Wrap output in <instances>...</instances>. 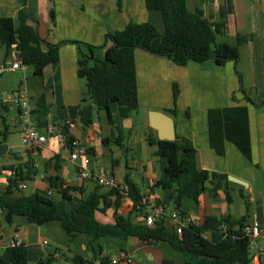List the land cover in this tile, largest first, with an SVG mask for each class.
<instances>
[{
    "label": "crops",
    "instance_id": "0c3cea01",
    "mask_svg": "<svg viewBox=\"0 0 264 264\" xmlns=\"http://www.w3.org/2000/svg\"><path fill=\"white\" fill-rule=\"evenodd\" d=\"M188 6L190 10L199 6L210 21L224 22L225 37L219 40L226 38L235 44L238 36H245L249 50L247 88L233 62L218 65L212 60L189 61L179 66L165 57L135 49L137 113L143 114L144 130H134L133 121L130 117L122 119L114 103L109 105L112 125H107L103 116L89 127L80 124L86 80L77 73V60L90 54L88 47L102 55L110 45L106 37L128 24L150 22L160 27L158 13L148 11L144 0H0V19L11 18L16 27L18 13L25 11L29 17L27 24L36 30L39 38L58 47V60L43 68L40 81L32 78L30 71L26 74L32 109L43 95L46 116L35 123L44 135L49 124L53 130L44 145L31 152L24 146L21 151H14L12 134L17 132L21 139L16 108L10 100L0 104V144L5 143L8 147L0 162V190L5 189L6 178L11 173L6 167L15 168L29 161L37 174L27 182L24 193L43 191L46 178L55 174L65 185L82 187L86 193L90 192L95 184L90 180L79 181L78 170L82 162L70 160L69 154L73 150L70 144L57 145L56 135H60L86 148L90 172L95 174L99 167L107 168L115 182L122 184L128 180L140 195L147 197L150 205H163L166 212H170L175 205L169 201V191L154 186L160 175L156 146L146 142V134L151 135L148 113L162 112L172 119L175 138H186L192 143L199 170L225 175L227 181L232 177L242 182L241 187L233 188L228 181L229 201L222 189L217 191L216 198H211L207 192L201 194L195 206L184 201V216L194 224L201 223L207 215L240 218L246 213L242 199L245 196L249 202L248 223H256L259 227L258 236L250 240V264H264V105L260 104L264 101L263 0H188ZM7 58L10 56H5L3 50L0 63ZM5 74L15 80L9 85L5 84L6 80H0V94H11L17 89L21 73H4L0 79ZM210 109L221 112L224 139L221 156L209 145ZM115 126L121 130L119 145L116 144ZM102 138L107 141L105 147ZM105 191L109 190L102 187L99 190L100 193ZM113 199L114 196L108 197L109 202ZM80 200V195L72 192L67 204L79 206ZM4 215L0 210V255L13 241L26 248L27 264H74L71 258L75 255L88 259L93 255L94 243L83 236L68 239L57 224L38 225L23 216H12L10 223H6ZM117 216H127L142 223L141 213L132 211L128 196L121 195L117 209L110 207L96 214L102 223H111ZM163 244L128 237L125 252H122L113 242L102 240L99 242L100 257L106 258L109 264H125L121 255L132 259L134 264H176ZM94 264H98L97 260ZM178 264H183L182 260Z\"/></svg>",
    "mask_w": 264,
    "mask_h": 264
},
{
    "label": "trees",
    "instance_id": "16d2710c",
    "mask_svg": "<svg viewBox=\"0 0 264 264\" xmlns=\"http://www.w3.org/2000/svg\"><path fill=\"white\" fill-rule=\"evenodd\" d=\"M144 4L148 11L160 15V27L150 22L128 24L123 30L106 37L110 45L102 55L95 54V49L88 47L90 54L77 60V73L86 80L79 117L83 127L91 126L99 116H103L107 125H112L109 110L112 103L116 105L122 119L137 112L135 49L165 57L179 66L189 61L206 60L224 65L237 62V46L247 41L245 36H238L235 44L226 38L219 40L225 37L224 22L208 20L199 6L190 10L188 0H144ZM28 20L25 11L18 13L16 27L11 18L0 19V44L5 56H11V51H15L20 62L27 66L31 77L40 81L43 68L58 60V47L40 39L36 30L27 24ZM175 95L174 86V98ZM246 100L252 103L250 99ZM260 104L264 105V101ZM45 116L41 95L31 111V119L36 122ZM115 129L116 144L119 145L121 130L118 126ZM208 137L210 147L221 156L224 139L219 109L208 111ZM71 140L66 139V143L70 144ZM101 141L105 147V138ZM146 142L156 146L155 155L159 159L160 175L154 186L169 191V201L175 205V210L181 208V215L186 213L184 201L195 206L198 197L205 192L211 198H216L217 191L222 189L229 201L226 176L199 170L195 164V149L188 139L176 137L173 141H166L146 134ZM28 163L26 161L15 168L6 167L11 173L6 178L5 189L0 190V210L5 213L4 220L10 223L12 216H23L28 222L38 225L55 222L68 239L83 236L94 243L92 257L88 259L75 255L71 258L74 264H94L95 260L98 264H109L106 258L100 257L102 250L99 242H113L125 252L124 244L128 237L148 243L167 244L180 256L183 264H250V237L243 233V228L249 225V202L245 196H242L246 210L244 216L219 218L207 215L199 224L188 223L182 228V233L177 235L169 221L163 217L152 226L136 223L127 216H117L111 223L100 222L96 218L98 212L103 213L110 207L113 210L118 208L121 199L118 189L100 193L101 187L94 185L86 193L82 187L65 185L55 174L46 178L53 190L52 195H47L45 190L19 193L18 185L31 181L32 175L37 174ZM124 184L128 187L127 196L132 202V211L144 214L139 206L141 195L135 185L128 180ZM72 192L80 195L79 206L67 204ZM113 196V202H109L108 197ZM0 264H27L26 248L21 244L6 248L0 255Z\"/></svg>",
    "mask_w": 264,
    "mask_h": 264
},
{
    "label": "built area",
    "instance_id": "2783aa9c",
    "mask_svg": "<svg viewBox=\"0 0 264 264\" xmlns=\"http://www.w3.org/2000/svg\"><path fill=\"white\" fill-rule=\"evenodd\" d=\"M19 71L21 73L20 78L17 81V89L11 93L0 94V104L3 101L10 100L13 102L16 108V118L18 126L20 128L21 144L26 148L27 151H34L36 148L44 145L47 141V136L53 135V130L50 124L47 126L46 134L40 133L36 123L31 119L32 107L30 105L29 96L27 92V66L23 65L16 54H11L10 58L3 60L0 63V75L4 73ZM57 145L64 146L66 139L64 136L56 135ZM73 150L69 154V158L72 161L81 160V166L78 170L79 181L90 180L95 185L105 188L107 190L118 189L121 195L127 196L128 187L126 184H119L111 177L109 169L99 167L95 174L90 172L87 166L90 163V158L87 155L86 148L78 146L74 142L70 143ZM42 179V177L40 176ZM19 193H24L27 189V183L21 182L17 187ZM47 195H52V189L49 182L46 180L45 189ZM139 206L143 209L144 214H141V221L147 226H152L156 220L166 218L172 228L175 230L177 235L182 233V228L189 222L188 218L181 215L179 211L173 209L170 212H166V208L163 205L152 206L150 205L147 197H140ZM243 233L252 238H256L259 234V227L256 223H250L243 228ZM17 242H11V246L18 245ZM58 256V254H54ZM120 259L125 264H134V261L126 255H121Z\"/></svg>",
    "mask_w": 264,
    "mask_h": 264
},
{
    "label": "rangeland",
    "instance_id": "374dc122",
    "mask_svg": "<svg viewBox=\"0 0 264 264\" xmlns=\"http://www.w3.org/2000/svg\"><path fill=\"white\" fill-rule=\"evenodd\" d=\"M191 2V0H190ZM246 42H240V44L237 46V51H238V60L237 62L234 64L235 69L237 70V72L239 74H241L242 78H243V85L244 88L246 87V83H247V71H246V67L248 65V48L245 44ZM1 53H3V47L0 45V55ZM15 76H18V73H16ZM11 75L10 74H5L2 79L0 80H6L5 84L9 85L10 83L13 84L15 78H10ZM4 94V93H2ZM130 119L133 121V129L136 130L137 128H140L142 130H144L143 124H142V120L143 119V114L141 113H132L130 116ZM11 143L14 144L13 150L14 151H21L23 145L21 144L20 141V137L19 134L17 132H14L11 136ZM50 225H56V223L51 222L49 223ZM165 247V251L169 252L171 255V259L174 260V262L176 264L181 262V258L180 256L174 252L167 244H163Z\"/></svg>",
    "mask_w": 264,
    "mask_h": 264
},
{
    "label": "water",
    "instance_id": "95a60500",
    "mask_svg": "<svg viewBox=\"0 0 264 264\" xmlns=\"http://www.w3.org/2000/svg\"><path fill=\"white\" fill-rule=\"evenodd\" d=\"M18 58V55H16ZM149 127L151 129V135L158 140L173 141L175 139V133L173 128L172 119L162 112L150 111L148 113ZM7 145L5 143L0 144V162L3 161L2 157L7 151ZM229 185L233 188L241 187L242 182L232 177H228ZM250 224V223H249Z\"/></svg>",
    "mask_w": 264,
    "mask_h": 264
}]
</instances>
